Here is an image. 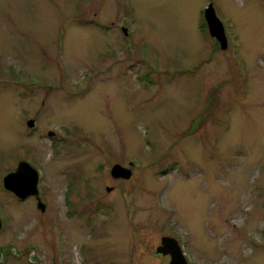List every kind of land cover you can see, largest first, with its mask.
I'll use <instances>...</instances> for the list:
<instances>
[{
  "label": "rangeland",
  "instance_id": "rangeland-1",
  "mask_svg": "<svg viewBox=\"0 0 264 264\" xmlns=\"http://www.w3.org/2000/svg\"><path fill=\"white\" fill-rule=\"evenodd\" d=\"M28 159L46 213L3 186ZM0 205L46 264H169L175 224L190 264H264V0H0Z\"/></svg>",
  "mask_w": 264,
  "mask_h": 264
},
{
  "label": "water",
  "instance_id": "water-1",
  "mask_svg": "<svg viewBox=\"0 0 264 264\" xmlns=\"http://www.w3.org/2000/svg\"><path fill=\"white\" fill-rule=\"evenodd\" d=\"M205 18L210 35L221 43V48H227V35L223 22L217 16L215 8L210 5L205 9ZM127 32L126 29H124ZM29 126L34 125L33 120H29ZM133 164V163H131ZM112 175L116 178L128 179L132 176L131 168L120 163H116L112 167ZM39 177L36 169L28 162L21 161L15 171L4 177V185L7 189L13 191L18 196L26 198L29 195H35L38 199V207L45 209V205L39 196ZM1 228V220H0ZM158 253L169 254L171 261L169 264H188V260L182 252L181 246L174 237L164 236L161 245L157 248Z\"/></svg>",
  "mask_w": 264,
  "mask_h": 264
},
{
  "label": "flooded vegetation",
  "instance_id": "flooded-vegetation-1",
  "mask_svg": "<svg viewBox=\"0 0 264 264\" xmlns=\"http://www.w3.org/2000/svg\"><path fill=\"white\" fill-rule=\"evenodd\" d=\"M103 26L105 27L107 25H101V27H103ZM109 29H110V27L105 28V30H109ZM121 30L124 31V28L121 27ZM109 50H110L111 53H113L114 51H117L115 49H109ZM37 118L39 119V116H37ZM29 120H33L35 122V119H29ZM29 120H27V121H29ZM35 124H36V122H35ZM39 125H40V123L38 125L36 124V126L34 125L32 128L34 130H36V132H38V134L40 135L41 138H46L48 136V139L51 140V142H53L54 139L57 140V137L59 139L66 140L65 139L66 137H61L60 138V136H58V132H55L53 128H48V129H45L44 131H42V129L41 130L39 129ZM51 132L53 133L52 135H50ZM27 161L30 162V163L32 161H37L38 162L39 170H37V171L39 173V196H40L41 200L43 201V203L45 204V209L44 210H41V211L43 213H46L48 211V209H49V206H50L49 205L50 204V200L45 195V193L42 191V188L41 187H42L43 184L45 186L47 184L46 183L47 182V174H46V171H48V170H43V168H44L43 165L44 164H43V162L41 160H36V159L30 160V159H28ZM67 171L70 172L71 170H67ZM72 171H74V170H72ZM11 172L12 171H10L8 173H11ZM165 172H166V170H162V173L166 174ZM110 175H111V177L113 179H115V181L125 180L123 178H116V177H114L112 175V170H110ZM3 186H4L5 190L8 193H10L12 195V197H14V199L18 203H24V202H26L29 199H31V201H34L36 204L38 203V199H37V197L35 195H29L26 198H22V197L18 196L16 193H14L13 191L7 189L5 187V185H4V182H3ZM107 190H113V187L109 185V186H107ZM157 191L158 190H156V192ZM73 194H76V186L73 187ZM78 197H79V200H83L82 197H80V195ZM73 201H71L70 199H67V202H66L67 203V207L70 208L68 210V217L67 218H70V219H71L72 216H74L75 214H77L76 209L73 208L74 207L73 205L75 203V201H74V203H73ZM155 205L157 206V208H160V207L163 206V204L162 205H158L157 203H155ZM3 213H4V208L0 205V220H1L0 233H2V231H4L5 229H6V231L12 229V225H11V227H9V225L7 224V222H5V220L3 219V215H4ZM55 218H57L56 220L59 219V217L57 215H55ZM172 226H173L172 233L174 235L173 237L178 241V244L182 247V250H183V229H181L176 224L175 225H172ZM20 231H22V230H20ZM54 237H55V234H54ZM28 243H30V245L27 248V247H22V246L20 247L18 245V242L16 241V239H8L7 241H4V240L0 241V264H8L10 259H15V260H19V261L25 259L27 262H30L31 264H46V262L45 261H42L40 259V257H39L38 252L40 251V246L37 243H33L32 241H30ZM28 249H31V254L30 255H29V253H27ZM6 250L12 255V257L10 256V254H8L6 252ZM156 253L159 256L164 255L162 253H158V252H156ZM55 255H56V262H55V264H59V254H58V250L56 248H55ZM165 255H167L169 257L170 261H171V256L169 254H165Z\"/></svg>",
  "mask_w": 264,
  "mask_h": 264
}]
</instances>
